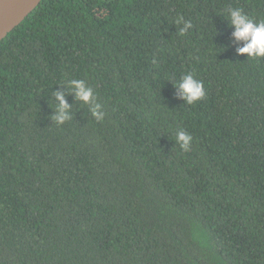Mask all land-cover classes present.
Here are the masks:
<instances>
[{
	"label": "trees",
	"instance_id": "obj_1",
	"mask_svg": "<svg viewBox=\"0 0 264 264\" xmlns=\"http://www.w3.org/2000/svg\"><path fill=\"white\" fill-rule=\"evenodd\" d=\"M228 8L264 20V0H42L8 33L0 264H264V60L237 55Z\"/></svg>",
	"mask_w": 264,
	"mask_h": 264
},
{
	"label": "clouds",
	"instance_id": "obj_2",
	"mask_svg": "<svg viewBox=\"0 0 264 264\" xmlns=\"http://www.w3.org/2000/svg\"><path fill=\"white\" fill-rule=\"evenodd\" d=\"M226 19L229 26L234 29L232 32L233 39L241 43L242 46L237 48V55L246 56L247 60H264V20H255L250 18L240 8H228L226 10ZM177 24L182 25L180 34H185L192 24L184 22L183 17L177 18ZM70 87L75 89L76 99L88 104L94 99L92 88L88 87L82 79H72ZM179 90V96L187 105H194L203 100L206 92L202 81L195 78L192 73L185 74L174 86ZM54 115L52 119L57 125H64L71 120L69 106L62 93H55ZM100 105L96 104L92 109V116L97 121H103L105 114L99 112ZM175 142L184 152L190 151L192 136L184 131L177 130L175 133Z\"/></svg>",
	"mask_w": 264,
	"mask_h": 264
},
{
	"label": "water",
	"instance_id": "obj_3",
	"mask_svg": "<svg viewBox=\"0 0 264 264\" xmlns=\"http://www.w3.org/2000/svg\"><path fill=\"white\" fill-rule=\"evenodd\" d=\"M42 0H0V42L38 7Z\"/></svg>",
	"mask_w": 264,
	"mask_h": 264
}]
</instances>
